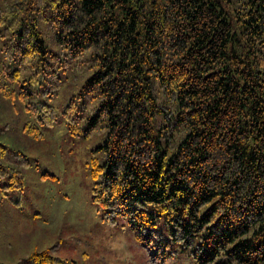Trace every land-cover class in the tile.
<instances>
[{"label": "trees", "instance_id": "trees-1", "mask_svg": "<svg viewBox=\"0 0 264 264\" xmlns=\"http://www.w3.org/2000/svg\"><path fill=\"white\" fill-rule=\"evenodd\" d=\"M0 42L24 132L59 116L99 136L90 200L107 223L165 235L195 264H264V0H0ZM65 76L80 102L58 115L34 98Z\"/></svg>", "mask_w": 264, "mask_h": 264}, {"label": "rangeland", "instance_id": "rangeland-1", "mask_svg": "<svg viewBox=\"0 0 264 264\" xmlns=\"http://www.w3.org/2000/svg\"><path fill=\"white\" fill-rule=\"evenodd\" d=\"M38 30L44 44H50L45 24ZM8 44L0 42V47ZM10 51L4 49L3 55ZM76 90V82L65 76L55 95L34 100L52 106L58 115L71 100L76 112ZM26 123L34 122L22 103L0 91V144L6 148L0 161V264H195L179 244H163L165 235L145 244L123 216L111 224L105 221L90 200L89 163L102 162L96 150L99 136H85L82 121L73 134L59 116L51 128L37 126L33 135L23 131ZM154 126L153 121L152 130ZM45 257L57 262L47 263Z\"/></svg>", "mask_w": 264, "mask_h": 264}]
</instances>
